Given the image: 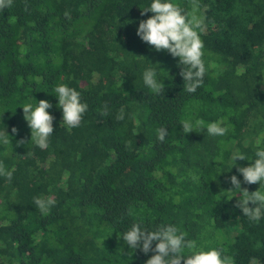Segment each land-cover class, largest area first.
I'll return each mask as SVG.
<instances>
[{
	"label": "trees",
	"instance_id": "16d2710c",
	"mask_svg": "<svg viewBox=\"0 0 264 264\" xmlns=\"http://www.w3.org/2000/svg\"><path fill=\"white\" fill-rule=\"evenodd\" d=\"M171 2L188 9V0ZM151 3L13 0L0 11V132L11 141L0 145V162L15 169L11 182L0 176V264H146L156 253L121 237L137 223L148 231L175 225L204 251L264 264V212L258 222L244 216L230 182L235 175L241 189L261 187L244 183L238 168L264 149V0H200L207 71L195 93L184 91L179 58L137 35L154 15H142ZM147 69L163 94L144 84ZM61 84L88 105L71 131L54 92ZM40 100L54 117L45 150L30 142L22 108ZM105 104L108 116L100 115ZM182 120L204 126L185 134ZM213 122L226 135H209ZM237 152L249 160L235 162ZM35 197L55 200L47 216ZM231 221L238 232L220 240Z\"/></svg>",
	"mask_w": 264,
	"mask_h": 264
},
{
	"label": "clouds",
	"instance_id": "9594fccd",
	"mask_svg": "<svg viewBox=\"0 0 264 264\" xmlns=\"http://www.w3.org/2000/svg\"><path fill=\"white\" fill-rule=\"evenodd\" d=\"M13 0H0V11L11 7ZM200 0H188V9H182L171 0H152L148 8L142 9V15L151 12L152 15L139 24L137 35L143 42L154 46L157 51H167L174 58H179L182 66L180 75L184 79V91L195 93L203 86L206 75V66L203 60L204 44L201 34L207 30L206 18L201 12ZM28 10L27 4L25 11ZM65 16L71 19L70 14L65 12ZM239 75V73H237ZM143 82L155 95L163 94L165 86L156 78L154 69H147L143 73ZM55 96L58 98V107L63 113V124L69 131L79 127L88 105L81 102L80 93L66 85H59L54 89ZM52 104L47 100H40L37 105L26 103L22 106L24 119L31 129V143L45 150L49 146V137L53 134L54 117L48 112ZM100 115L108 116V105L100 111ZM124 119V110L121 109L116 116V120ZM182 130L185 134L196 131L197 128L204 126L203 120L181 121ZM18 130L13 127L12 132ZM228 129L222 127L219 122L207 125V133L211 136H224ZM167 129H157V136L160 142L165 141ZM8 133L0 132V145H8ZM26 143L21 139L18 145ZM256 159L247 167H239L238 171L242 174L244 183L252 185L259 183L260 189L264 187V149H259L255 153ZM232 159H248L243 154L234 153ZM249 160V159H248ZM15 169L8 170L0 162V176L7 178L11 182ZM194 180L199 177L193 175ZM230 182L236 190H241V199L237 200L236 207L241 209L244 216L252 222H258L264 212V191L260 189L249 192L241 189V181L235 176L230 177ZM231 192V191H229ZM231 200V199H230ZM36 208L42 215L47 216L50 209L55 205L52 197H35L33 200ZM250 204L252 206H250ZM187 234L175 225H160L154 231L142 229L140 224H133L130 230L123 234L122 239L131 249H141L145 254L150 251L156 254L146 261V264H234L231 256L224 255L223 249L212 248L204 251L198 247L195 240L186 239ZM156 242L155 248L152 247ZM188 253L187 255L185 253Z\"/></svg>",
	"mask_w": 264,
	"mask_h": 264
},
{
	"label": "rangeland",
	"instance_id": "374dc122",
	"mask_svg": "<svg viewBox=\"0 0 264 264\" xmlns=\"http://www.w3.org/2000/svg\"><path fill=\"white\" fill-rule=\"evenodd\" d=\"M228 231H229V233L228 234H220L218 237L220 238V240H222L223 241V238L224 237H227L228 235L229 236H234V234H236L237 232H238V229H239V225H238V222L237 221H231V222H229V224H228Z\"/></svg>",
	"mask_w": 264,
	"mask_h": 264
}]
</instances>
